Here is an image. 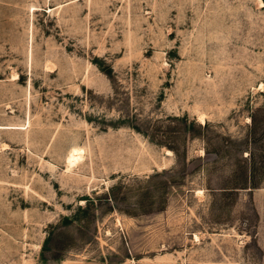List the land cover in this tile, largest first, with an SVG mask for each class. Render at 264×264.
I'll return each mask as SVG.
<instances>
[{"label": "rangeland", "instance_id": "rangeland-1", "mask_svg": "<svg viewBox=\"0 0 264 264\" xmlns=\"http://www.w3.org/2000/svg\"><path fill=\"white\" fill-rule=\"evenodd\" d=\"M0 264H264V0H0Z\"/></svg>", "mask_w": 264, "mask_h": 264}, {"label": "bare ground", "instance_id": "bare-ground-1", "mask_svg": "<svg viewBox=\"0 0 264 264\" xmlns=\"http://www.w3.org/2000/svg\"><path fill=\"white\" fill-rule=\"evenodd\" d=\"M81 155V151L80 149H72L69 153L67 162L69 164H73L76 163L78 156Z\"/></svg>", "mask_w": 264, "mask_h": 264}]
</instances>
